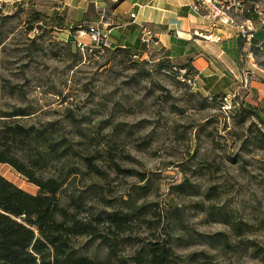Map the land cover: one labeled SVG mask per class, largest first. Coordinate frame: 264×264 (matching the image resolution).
Masks as SVG:
<instances>
[{
	"label": "rangeland",
	"instance_id": "rangeland-1",
	"mask_svg": "<svg viewBox=\"0 0 264 264\" xmlns=\"http://www.w3.org/2000/svg\"><path fill=\"white\" fill-rule=\"evenodd\" d=\"M114 1L0 0V115L29 113L0 119L54 126V136L67 137V155L40 159L36 171L65 179L63 201L85 191L82 217L123 208L128 193L139 197L135 187L146 185L139 203L149 205L151 221L123 236L156 240L169 232L179 264H264V51L243 42L238 66L227 41L246 26L249 11L235 17L236 26L215 27L224 42L205 43L202 34L210 31H194L183 53L167 35L146 55L112 36L110 46L85 38L79 48L72 27L107 17L118 22ZM250 5L264 18V0ZM251 49L254 63L246 58ZM187 63L196 71L194 85L183 75ZM222 74L232 77L231 86L220 81L210 90L217 80L210 79ZM0 175L38 191L9 164L0 163ZM184 181L191 188L176 187ZM218 232L228 244L205 237ZM87 242L78 237L75 244ZM135 247L125 242L119 251L129 255ZM85 250L99 257L107 251L98 242Z\"/></svg>",
	"mask_w": 264,
	"mask_h": 264
},
{
	"label": "trees",
	"instance_id": "trees-1",
	"mask_svg": "<svg viewBox=\"0 0 264 264\" xmlns=\"http://www.w3.org/2000/svg\"><path fill=\"white\" fill-rule=\"evenodd\" d=\"M79 26L72 27L73 31ZM262 39L264 30L254 32L250 45L264 51V40L259 44ZM123 48H134L143 53L138 46ZM188 67H191L188 63L181 67L186 69L183 75L194 77L196 71ZM243 110H248V107L243 106ZM27 114L26 110L17 109L0 116ZM56 132L54 126L25 125L0 119V163L13 166L38 187L37 193H32L0 175V264H106L112 260L118 264H179L180 256L174 251L173 238L169 232L167 237L156 240L123 236L136 225L151 221L147 219L149 205L139 203L140 198L147 194L146 185L135 187L138 191L142 189L139 197L135 198L132 191L128 193V198L122 200L125 207L98 209L82 217L81 214L87 211L85 191L70 194L63 201L65 179L54 176L45 178L37 174L36 167L40 159L58 160L67 155L70 148L68 139L64 135L54 136ZM259 140L264 142L263 138ZM86 159L93 171L102 174L91 157ZM191 186L184 181L176 187L184 189ZM234 226L241 228L240 223ZM219 236L228 244L223 232L205 237ZM78 237H86L88 242L77 246L75 241ZM93 242L106 248L103 257L86 252L85 249ZM125 242L136 246L129 255L119 251L120 244Z\"/></svg>",
	"mask_w": 264,
	"mask_h": 264
},
{
	"label": "crops",
	"instance_id": "crops-1",
	"mask_svg": "<svg viewBox=\"0 0 264 264\" xmlns=\"http://www.w3.org/2000/svg\"><path fill=\"white\" fill-rule=\"evenodd\" d=\"M118 0H115L111 5V10L115 14L117 11H120L119 15V21L114 22L113 18L107 17V25L111 29L109 38L112 36L114 38V42H118V46L123 47H135L138 46L143 50V55L147 54V51L150 47H148L145 43L141 40L142 35V26L141 23H146L149 26H153L152 28L157 31L159 39L157 40L158 44L159 42H162V39L164 36H168L170 46H175L180 53H183L186 51L187 47V39L191 38L194 31H199L202 29H207L212 32L213 34L220 35L221 41L214 42L209 40L205 43L213 42V43H222L225 40L223 39L221 33L215 32V29L219 28H211L209 22L203 17L201 18L199 15L195 14L191 8L192 0H123L120 3H116ZM250 4L256 3V0H251L249 2ZM249 4V5H250ZM248 5V6H249ZM251 6V5H250ZM250 8V7H249ZM105 11V10H104ZM131 13L136 14L135 21L131 17ZM246 19H250L249 24L251 26H259L255 29V33L264 30V18L258 15L257 13H251V10L249 9V14L245 16ZM105 20V19H104ZM112 24V25H111ZM263 26H262V25ZM262 26V27H261ZM156 28V29H155ZM117 29V30H116ZM162 31V32H161ZM169 34H166V33ZM183 33L184 35H180ZM178 34V35H177ZM188 36V37H187ZM231 38V41L233 48L234 44L236 45V49L233 50L234 60L239 63V56L237 52L239 53L240 47L239 45L244 42L249 45L248 42L245 41V39L241 36L236 37H228ZM264 39L259 41V44L263 42ZM164 42V45L167 46V44ZM252 42V41H251ZM152 44V46L154 45ZM231 46V45H230ZM222 47V46H221ZM223 48V47H222ZM229 48V45H228ZM225 50H221V54H224ZM241 57V56H240ZM201 59V58H199ZM251 63H254L251 61ZM238 66L240 65L237 64ZM235 67V66H233ZM235 77H237L235 75ZM226 75H220L217 77L215 75L214 79H210L212 81H209L210 90L213 89V87H217L216 85L218 82H223L221 86L226 88H229L231 86L230 78ZM232 80V79H231Z\"/></svg>",
	"mask_w": 264,
	"mask_h": 264
},
{
	"label": "built area",
	"instance_id": "built-area-1",
	"mask_svg": "<svg viewBox=\"0 0 264 264\" xmlns=\"http://www.w3.org/2000/svg\"><path fill=\"white\" fill-rule=\"evenodd\" d=\"M251 0H192L191 8L193 12L204 19H206L210 26L215 28L218 26H236L235 17L243 14L246 11H249L248 5ZM102 14H105V11H102ZM131 17L136 18L135 13H131ZM250 19H246L245 25L240 26L238 29L237 35L245 39L246 42L250 43L253 36L254 30L250 27ZM142 26V35L141 40L148 47H151L152 44L157 43L159 39L157 31H155L151 26L146 23H141ZM111 29L107 25V22L103 20L97 22H91L87 25H80L72 32V36L76 45L79 48H84L87 46L85 38L89 39L90 44L92 45H104L110 46L109 44V35ZM195 34L201 36L199 31H195ZM203 39L219 42L221 41V36L211 33L202 34ZM246 58L254 61L255 55L252 50H249L246 53ZM186 81L189 84H195V78L188 77Z\"/></svg>",
	"mask_w": 264,
	"mask_h": 264
}]
</instances>
